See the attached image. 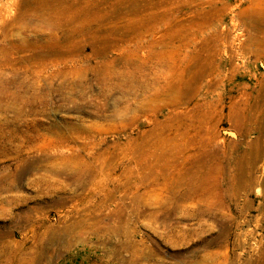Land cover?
I'll list each match as a JSON object with an SVG mask.
<instances>
[{
	"label": "rangeland",
	"instance_id": "1",
	"mask_svg": "<svg viewBox=\"0 0 264 264\" xmlns=\"http://www.w3.org/2000/svg\"><path fill=\"white\" fill-rule=\"evenodd\" d=\"M65 1L71 11L83 8L106 16L116 9L125 12L135 1L150 14H166L151 32L126 45H137L139 58L149 56L148 65L169 83L190 62H200L205 74L197 79L194 95L179 99L176 107L168 90L151 102L155 109L141 106L135 112L110 104L97 112L91 103L79 111L65 109L60 99L72 92L71 80L56 73L99 60L82 58L90 54L86 47L66 61L39 57L22 64L53 53L51 38L61 34L47 27L56 18L48 7L60 3L0 0V264H264V171L257 170L261 162L251 166L247 155L258 125L264 152V0ZM160 57L177 68L159 64ZM87 73L85 96L99 103V85ZM20 85L27 95L35 89L46 92L45 113L16 117L19 113L7 109L15 106L11 95ZM61 86L64 93L56 91ZM142 97L128 96L130 105L145 104ZM232 109L246 117L242 124L227 118ZM55 122L54 130L63 131L65 139H54L46 129ZM69 154L72 163L62 162ZM77 163L82 174L74 171ZM239 173L254 181L250 190L238 185ZM193 187L211 203L206 216L187 214L202 204L196 198L172 197ZM163 211L170 214L156 217ZM211 238L215 242L206 245Z\"/></svg>",
	"mask_w": 264,
	"mask_h": 264
},
{
	"label": "bare ground",
	"instance_id": "2",
	"mask_svg": "<svg viewBox=\"0 0 264 264\" xmlns=\"http://www.w3.org/2000/svg\"><path fill=\"white\" fill-rule=\"evenodd\" d=\"M21 1V0H20ZM49 1V0H48ZM58 5H53L52 7L49 6L48 10L56 16L52 22H49L47 27L53 32H59L61 35L58 37V40L54 37L58 34H53L51 39H54L55 48L52 50L53 53H48L40 56H34L30 59H25L21 61L22 64L26 62H32L33 60H37L39 57L42 59H46L47 57H51L50 61L52 63H58L57 61H66L67 59H71L70 57L81 55L83 51L88 47L90 50V54L82 57L84 59H97L99 60L97 65H87L86 67L77 68V70H59L56 73V77H68L71 80V91L68 92V95L60 100H63V108L65 105L74 109L80 110L83 108V105L91 103L93 109L100 111L101 109L107 108L110 104L115 109L124 108L126 110H132L138 112L140 107H148L150 109H155L156 106L150 105L152 101L160 100L161 97L165 94V91L171 90L173 92V96L170 99V104L175 106L177 101L182 98H189L190 95L194 93L195 83L197 79L204 73V66L200 64V62L192 63L184 66L182 69L181 74H176L173 78V82L169 83L165 79H161L160 75L156 72V70L149 66L147 61L150 60V57L147 56L146 58H139L138 51L139 47L134 45L133 47H129L126 45L127 42L133 39L141 37L146 32H151L153 29V25L155 23L162 22L163 19L168 18L166 14H150L147 8L141 7L135 2H130L129 5L126 7V11H120L116 9L114 14L110 16L102 15L96 10L90 11L84 10L82 8L81 11H71L69 9L68 3L67 6L63 5L65 0H56ZM80 1V0H79ZM95 1V0H94ZM99 1V0H96ZM113 1V0H112ZM140 1V0H139ZM250 1V0H249ZM23 2V1H22ZM28 2V0H27ZM26 2V3H27ZM71 3V1H69ZM84 2V1H83ZM93 1L91 0V3ZM103 2V1H102ZM128 2V1H127ZM142 2V1H141ZM251 2V1H250ZM255 2V1H254ZM259 2V1H258ZM34 3V2H33ZM32 3V4H33ZM46 3V2H45ZM86 3V1L84 2ZM88 3V2H87ZM119 3V2H118ZM146 3V2H145ZM144 3V4H145ZM12 4V3H11ZM43 4V3H42ZM49 4V3H48ZM137 4V5H136ZM34 5V4H33ZM47 5V4H46ZM71 5V4H70ZM117 5V4H116ZM58 6V7H56ZM95 6V5H94ZM98 6V4H97ZM96 6V7H97ZM140 6V7H139ZM148 6V5H147ZM146 6V7H147ZM156 6V5H155ZM154 6V7H155ZM251 6V5H250ZM253 6V5H252ZM99 7V6H98ZM248 7V6H247ZM26 8V7H25ZM115 8V7H114ZM149 8V7H148ZM12 9V6H11ZM94 9V8H92ZM249 9V8H248ZM251 9V8H250ZM13 10V9H12ZM156 10V7H155ZM203 10V9H202ZM201 10V11H202ZM212 10V9H211ZM210 10V11H211ZM219 10V9H218ZM106 11V10H105ZM205 11V10H204ZM2 12V11H1ZM111 12V11H110ZM245 11H241V15H244ZM249 12V11H248ZM255 11H253L254 13ZM259 12V11H258ZM246 13V12H245ZM260 13V12H259ZM35 14V13H34ZM107 14V13H106ZM198 14V13H197ZM207 14V13H206ZM29 15V14H28ZM240 15V16H241ZM199 16V15H198ZM205 16V15H203ZM255 16V15H254ZM201 17V16H200ZM214 17V16H213ZM246 17V16H245ZM248 17V16H247ZM207 18V17H206ZM244 18V17H243ZM242 19V16H241ZM252 19V18H251ZM259 19V18H258ZM13 20V19H12ZM220 20V19H219ZM239 20V19H238ZM257 20V19H256ZM204 21V20H203ZM242 21V20H241ZM12 22V21H10ZM251 22V21H250ZM248 22V23H250ZM202 23V22H201ZM205 23V22H204ZM246 23V22H245ZM24 24V23H23ZM206 24V23H205ZM252 24V23H251ZM264 24V23H263ZM20 25V24H19ZM207 25V24H206ZM250 25V24H249ZM21 26V25H20ZM19 26V27H20ZM253 26V25H252ZM257 26V25H256ZM259 26V25H258ZM24 27V26H23ZM257 28V27H256ZM259 28V27H258ZM257 28V29H258ZM256 30V29H255ZM9 32V31H8ZM12 35V34H9ZM238 35V34H237ZM3 36V35H2ZM241 37V36H240ZM251 38V37H250ZM256 39V38H255ZM263 41V40H262ZM251 43V42H250ZM136 44V43H135ZM121 45H124L121 49ZM261 45V44H260ZM214 46V45H213ZM7 47V46H6ZM10 47V46H9ZM213 48V47H212ZM254 49V48H253ZM213 50V49H212ZM13 51V50H12ZM213 52V51H212ZM231 52V51H229ZM34 53V52H33ZM111 53L113 54L110 58H106L107 55ZM206 53V52H205ZM12 54V53H11ZM204 54V53H203ZM147 55V54H146ZM150 55V54H149ZM153 55V54H152ZM159 55V54H158ZM144 56V55H143ZM197 56V55H196ZM41 58H39L41 60ZM75 57H73L74 59ZM160 63L164 64L165 66L175 69L177 68L174 64H169L168 59L164 57H160ZM155 59V58H154ZM18 60V59H17ZM48 60V59H47ZM61 61V62H62ZM72 61V60H71ZM192 61V60H191ZM43 62V61H42ZM80 62V61H79ZM13 63V62H12ZM187 63V62H186ZM18 64V63H17ZM44 64V63H43ZM74 64V63H73ZM185 64V63H184ZM68 65V64H67ZM117 65H120L119 67ZM231 65V64H230ZM13 66V65H12ZM15 66V65H14ZM65 66V65H62ZM208 66V65H207ZM41 67V66H40ZM66 67V66H65ZM69 67V66H68ZM166 67V68H167ZM206 68V67H205ZM215 68V66H214ZM234 68V67H233ZM15 69V68H14ZM63 69V67H62ZM212 69V68H211ZM13 71V70H11ZM15 71V70H14ZM162 71V70H161ZM176 71V70H175ZM181 71V70H180ZM24 72V71H23ZM22 72V73H23ZM37 72V71H36ZM87 72H91L93 77H95L96 82L99 85V89L97 90V97L100 99V102L97 103L95 99H88L85 96L84 92V84H85V77ZM209 72V71H208ZM54 73V72H53ZM6 74V73H5ZM16 74V73H15ZM26 74V73H24ZM205 76V75H204ZM6 77V76H5ZM166 77V76H165ZM18 78V77H17ZM67 79V78H66ZM5 80V79H4ZM69 80V81H70ZM92 80V79H91ZM163 80V81H162ZM32 81V79H31ZM65 81V80H63ZM62 81V82H63ZM94 81V80H93ZM92 81V82H93ZM61 82V83H62ZM4 83V82H3ZM6 83V82H5ZM25 83V82H24ZM28 83V82H27ZM33 83V82H32ZM7 84V83H6ZM67 84V83H66ZM69 84V83H68ZM1 85V84H0ZM15 85V84H14ZM61 85V84H60ZM89 85V84H88ZM31 86V85H30ZM38 86V85H35ZM54 86V85H53ZM65 86V85H64ZM64 86L56 89L57 92L64 93L65 91ZM17 87V85H16ZM40 87V86H39ZM92 87V86H91ZM43 88V87H42ZM57 88V87H55ZM97 88V87H96ZM11 89V88H10ZM26 89V87H25ZM47 89V88H46ZM2 91V90H1ZM4 92V91H2ZM7 92V91H6ZM16 93H12L11 95L12 102L15 106L8 105L7 109L11 110L13 113H19L16 115L20 116V114L24 115V112H32V113H45L46 107L48 106V101L46 99V92H43L42 89L38 90L35 89L34 93H30L27 95L23 90L22 86H18V90L15 91ZM49 92V91H48ZM51 92V91H50ZM89 93V92H88ZM91 94V92H90ZM94 94V93H93ZM92 94V95H93ZM61 95V94H60ZM87 95V93H86ZM194 95V94H193ZM77 97L76 99L74 97ZM90 96V95H89ZM95 96V95H94ZM128 96H131L134 99H137L139 96H145L147 102L142 105L131 106L129 103ZM168 97V96H167ZM193 97V96H192ZM143 98V97H142ZM164 98V97H163ZM3 99V98H2ZM7 99V97H6ZM167 99V98H165ZM134 101V100H133ZM163 101V100H162ZM168 101V100H167ZM187 101V100H186ZM188 102V101H187ZM155 103V102H154ZM158 104V102H156ZM162 103V102H161ZM169 102H167L168 104ZM9 104V103H8ZM166 104V103H165ZM164 104V105H165ZM19 105V106H18ZM70 105V106H69ZM163 105V104H162ZM60 106V105H59ZM86 107V106H85ZM176 107V106H175ZM173 108V107H172ZM66 109V108H65ZM101 112V111H100ZM235 110L232 109L229 111L227 118L232 119L234 123H241L242 119H246L244 115H235ZM29 113V114H32ZM237 113V112H236ZM12 115V114H11ZM21 115V116H22ZM202 117V116H201ZM207 117V116H206ZM253 117V116H252ZM12 118V116H11ZM15 118V117H14ZM173 119V118H172ZM207 119V118H206ZM14 120V119H13ZM174 120L175 117H174ZM203 121V120H202ZM66 122V121H65ZM212 123V122H211ZM56 122L50 123L46 129L53 131L54 139H65V133L63 131L56 132L54 129L56 128ZM175 124H177L175 122ZM258 124V123H257ZM11 126V125H10ZM34 126L37 128L40 127L38 123H35ZM192 127V126H191ZM70 128H74L77 130L82 131L84 127L81 125L74 126L70 125ZM177 128V127H176ZM180 128V127H179ZM184 128V127H183ZM198 128V126H196ZM203 128V127H202ZM174 129V128H173ZM195 129V128H192ZM191 129V130H192ZM201 129V127H200ZM199 130V129H198ZM203 130V129H202ZM181 131V130H180ZM179 131V132H180ZM244 131V130H243ZM199 132V131H198ZM201 132V131H200ZM248 133L249 131H244ZM152 133V132H151ZM188 133V132H187ZM186 133V135H187ZM257 137L251 142V146L249 152L247 153L249 157V164L251 166L257 165V162H261V165H257L256 168L259 170V167L262 171H264V152L261 148H259V125L257 128ZM143 134V133H142ZM161 134V133H160ZM182 134V133H181ZM189 134V133H188ZM230 134V133H229ZM234 134V133H233ZM157 136V135H156ZM184 136V135H182ZM149 138V137H148ZM153 138V137H152ZM162 138V137H161ZM187 138V137H186ZM54 139H51V141ZM156 139V137H155ZM71 140V138H70ZM50 141V140H49ZM155 141V140H154ZM157 142V141H155ZM174 142V141H173ZM150 143V142H149ZM160 143V142H159ZM171 143V142H170ZM155 144V143H154ZM172 144V143H171ZM158 147V145H156ZM155 146V150H159ZM194 146V145H193ZM161 147V146H160ZM167 147V146H166ZM165 149V148H164ZM72 151V150H71ZM161 151V150H160ZM170 152V151H169ZM166 153V152H165ZM101 154V153H100ZM167 154V153H166ZM1 155V154H0ZM149 155V154H148ZM63 156V155H62ZM160 156V155H159ZM245 156H243L244 158ZM76 158V157H75ZM62 162H71L74 159V155L69 154L68 156L60 158ZM59 159V161H60ZM165 159V158H164ZM193 159V158H192ZM183 160V159H182ZM75 161H77L75 159ZM79 161V160H78ZM77 161V162H78ZM31 162V161H30ZM172 162V161H171ZM72 163V162H71ZM211 163V162H210ZM33 164V163H32ZM66 164V163H65ZM176 164V163H175ZM232 164V163H231ZM259 164V163H258ZM85 165V164H84ZM233 165V164H232ZM238 166L237 169H241L240 164L236 163ZM158 166V165H157ZM229 166V165H228ZM244 166V165H243ZM247 166V164L245 165ZM147 168V167H146ZM188 169L187 167H185ZM233 168V167H232ZM243 168V167H242ZM252 168V167H251ZM17 169V168H16ZM190 169V168H189ZM210 169V167L206 168ZM236 169V168H235ZM254 169V168H253ZM85 170V169H84ZM100 170V169H99ZM205 170V169H204ZM250 170V169H249ZM74 171L77 173H81L83 171V167L77 163L75 164ZM245 171V169H244ZM22 172V171H21ZM85 172V171H84ZM91 172V171H90ZM211 171H208L210 173ZM222 172V171H221ZM246 172V171H245ZM95 173V172H94ZM242 173V172H241ZM261 173V172H260ZM82 174V173H81ZM253 174V173H252ZM251 174V175H252ZM263 174V173H262ZM20 175V174H19ZM156 175V174H155ZM237 177V182L240 187L246 188L250 190L253 186L254 181L250 179L249 181L242 177L243 174H240ZM211 176V175H210ZM151 177V176H149ZM153 177V176H152ZM254 177V176H253ZM252 177V178H253ZM262 177V176H261ZM255 178V177H254ZM220 179V178H219ZM157 180V179H156ZM178 180V179H177ZM263 180V179H261ZM164 181V180H163ZM199 181V180H198ZM210 181V180H209ZM256 181V180H255ZM152 182V180H151ZM228 183V182H227ZM157 184V183H156ZM167 184V183H166ZM255 184V183H254ZM210 185V184H209ZM244 185V186H242ZM8 186V185H7ZM127 186V185H126ZM166 186V185H165ZM211 186V185H210ZM259 186V185H257ZM211 188V187H210ZM7 189V188H6ZM199 189V188H198ZM195 187L193 189H188L182 195H172V197L176 200L179 198L180 200H187L192 198H196L198 201H201L202 204L197 206L195 211L192 213H187L189 216H206L209 214V205L211 204L208 198H205V193L203 190H198ZM220 189V188H219ZM114 190V189H113ZM245 190V189H244ZM226 192V191H225ZM177 193V192H175ZM238 193V192H237ZM257 193L259 194L258 190ZM256 193V194H257ZM262 193V192H261ZM151 194V193H149ZM167 194V193H166ZM216 194V193H215ZM220 194V193H218ZM224 194V193H223ZM231 194V193H230ZM233 194V193H232ZM231 194V195H232ZM157 195V194H156ZM160 195V194H158ZM217 195V194H216ZM261 195V194H260ZM163 196V194H162ZM218 196V195H217ZM216 196V197H217ZM151 197V196H149ZM160 197V196H159ZM214 197V196H213ZM219 197V196H218ZM217 197V198H218ZM225 197V196H224ZM135 198V197H134ZM206 199L202 200V199ZM145 199V198H144ZM122 200V199H121ZM129 200V199H128ZM149 200V199H148ZM152 200V199H151ZM225 200V199H224ZM89 201V200H88ZM150 201V200H149ZM139 202V201H138ZM153 202V201H152ZM151 202V203H152ZM206 202V203H205ZM146 203V201H145ZM150 203V204H151ZM194 203V202H193ZM196 203V202H195ZM141 204V203H140ZM136 205V204H135ZM144 205V204H143ZM227 205V204H226ZM263 205V204H262ZM166 206V205H165ZM171 206V205H170ZM238 206V205H237ZM146 207V206H145ZM163 207V206H162ZM195 207V206H194ZM222 207V206H221ZM147 208V207H146ZM159 208V207H157ZM168 208H171L168 206ZM135 209V208H134ZM149 209V208H148ZM161 209V208H160ZM212 209V208H211ZM147 210V209H146ZM151 210V208L149 209ZM157 210V209H156ZM112 212V211H111ZM137 212V210H136ZM149 213V212H148ZM153 215L144 216L148 217L149 219L152 216L166 218L170 212H157ZM100 214V213H99ZM144 215V214H143ZM108 216V215H107ZM126 217V216H125ZM28 218V217H27ZM177 218V217H176ZM142 219V218H141ZM169 219V218H168ZM167 220V219H166ZM172 220V219H171ZM177 220V219H176ZM100 221V220H99ZM124 221V220H123ZM257 221V220H256ZM145 222V220H144ZM157 222V221H156ZM160 222V221H159ZM213 223V222H212ZM91 224V223H90ZM162 224V223H161ZM168 224V223H167ZM149 225V224H148ZM164 225V224H163ZM122 227L121 223L116 227V232H120V228ZM147 226V225H146ZM152 226V224H151ZM149 227V226H148ZM147 227V228H148ZM153 227V226H152ZM151 227V228H152ZM159 227V226H158ZM161 227V226H160ZM167 227V225H166ZM171 227V226H170ZM157 228V227H156ZM172 229V227H171ZM85 230V229H84ZM155 230V227H154ZM153 230V231H154ZM134 232V230H133ZM169 232V230H168ZM105 233V232H104ZM181 233V232H180ZM168 234V233H167ZM162 235V234H161ZM171 235V233H170ZM165 236V235H164ZM179 236V235H178ZM170 237V236H168ZM172 237V236H171ZM184 234H181V238L185 240ZM123 238V236H122ZM163 238V237H162ZM175 238V237H174ZM189 239V238H188ZM242 239V238H241ZM144 240V239H143ZM168 240V239H167ZM171 240V239H170ZM180 240V239H179ZM216 239H210L207 241L206 245H210V243H214ZM130 240L126 239V246H130ZM164 241V240H163ZM181 241V240H180ZM179 243V242H178ZM186 243H188L186 241ZM225 243V241H224ZM254 243V242H253ZM258 243V242H257ZM256 243V244H257ZM174 244V243H173ZM180 244V243H179ZM178 245V244H177ZM183 245V244H182ZM186 245V244H185ZM184 245V246H185ZM188 245V244H187ZM121 247V245L119 244ZM176 246V245H175ZM143 247V246H141ZM147 247V246H145ZM248 247V246H247ZM257 247V246H255ZM148 248V247H147ZM141 249V248H140ZM146 249V248H145ZM144 249V251H145ZM147 250V249H146ZM146 252V251H145ZM119 255V254H118ZM150 256V255H149ZM150 258V257H149ZM121 259V258H120ZM124 259V258H123ZM152 259V258H151Z\"/></svg>",
	"mask_w": 264,
	"mask_h": 264
}]
</instances>
